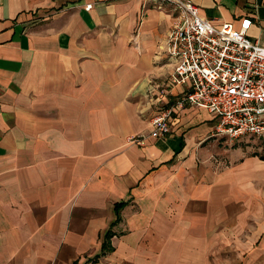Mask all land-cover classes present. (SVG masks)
Segmentation results:
<instances>
[{"label":"crops","instance_id":"0c3cea01","mask_svg":"<svg viewBox=\"0 0 264 264\" xmlns=\"http://www.w3.org/2000/svg\"><path fill=\"white\" fill-rule=\"evenodd\" d=\"M192 2L264 46V0ZM176 16L161 0H0V264H264V146L247 144L264 138L176 108Z\"/></svg>","mask_w":264,"mask_h":264},{"label":"built area","instance_id":"2783aa9c","mask_svg":"<svg viewBox=\"0 0 264 264\" xmlns=\"http://www.w3.org/2000/svg\"><path fill=\"white\" fill-rule=\"evenodd\" d=\"M161 1L177 13L167 50L175 62L172 85L184 84L187 92L176 108L208 110L218 119L217 134L231 140L264 138V46L248 37L247 27L212 24L192 0ZM175 106L153 117L150 137L168 136ZM131 140L143 146L146 137Z\"/></svg>","mask_w":264,"mask_h":264},{"label":"rangeland","instance_id":"374dc122","mask_svg":"<svg viewBox=\"0 0 264 264\" xmlns=\"http://www.w3.org/2000/svg\"><path fill=\"white\" fill-rule=\"evenodd\" d=\"M217 123H218V119H217ZM220 138H218V142H219ZM249 141V145H253V146H256V147H259V146H264V141L263 140H260V139H247ZM217 143V142H216ZM217 146L214 147V150H215V153H217L216 155L220 156L221 154H219L220 152H222L223 150H225V143H223L222 146H220V144H216ZM229 145V144H228Z\"/></svg>","mask_w":264,"mask_h":264},{"label":"trees","instance_id":"16d2710c","mask_svg":"<svg viewBox=\"0 0 264 264\" xmlns=\"http://www.w3.org/2000/svg\"><path fill=\"white\" fill-rule=\"evenodd\" d=\"M124 205H125V203H122L119 206H117V213H119V211L123 208ZM105 247H106V245H104L103 248H105Z\"/></svg>","mask_w":264,"mask_h":264}]
</instances>
